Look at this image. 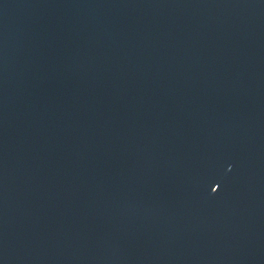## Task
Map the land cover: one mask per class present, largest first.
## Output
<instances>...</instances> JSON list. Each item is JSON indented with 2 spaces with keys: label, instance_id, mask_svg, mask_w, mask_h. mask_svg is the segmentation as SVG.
Instances as JSON below:
<instances>
[{
  "label": "water",
  "instance_id": "1",
  "mask_svg": "<svg viewBox=\"0 0 264 264\" xmlns=\"http://www.w3.org/2000/svg\"><path fill=\"white\" fill-rule=\"evenodd\" d=\"M0 264H264V0H0Z\"/></svg>",
  "mask_w": 264,
  "mask_h": 264
}]
</instances>
